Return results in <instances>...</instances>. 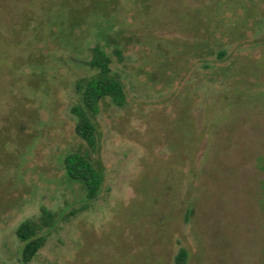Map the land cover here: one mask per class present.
I'll return each instance as SVG.
<instances>
[{
    "label": "rangeland",
    "instance_id": "374dc122",
    "mask_svg": "<svg viewBox=\"0 0 264 264\" xmlns=\"http://www.w3.org/2000/svg\"><path fill=\"white\" fill-rule=\"evenodd\" d=\"M96 45L126 102L100 103L90 149L70 109ZM72 151L102 170L95 200ZM42 207L58 218L29 264H174L180 247L264 264V0H0V264Z\"/></svg>",
    "mask_w": 264,
    "mask_h": 264
},
{
    "label": "trees",
    "instance_id": "16d2710c",
    "mask_svg": "<svg viewBox=\"0 0 264 264\" xmlns=\"http://www.w3.org/2000/svg\"><path fill=\"white\" fill-rule=\"evenodd\" d=\"M114 54L121 57V49L115 47ZM114 58L101 46L91 49V58L86 65L93 72L76 81V90L81 93L78 103L71 107V113L76 117L74 131L90 149H95L98 143L95 117L100 110V103L106 98L121 107L126 102L125 87L121 79L112 69ZM63 167L67 177L74 182H80L85 190L86 199L92 201L98 198L102 185L103 173L88 153L72 151L63 159ZM58 214L42 207L36 218L22 221L16 228V235L21 242L20 264H29L38 251L45 245L47 232L56 223ZM188 250L180 247L175 255L174 264H187Z\"/></svg>",
    "mask_w": 264,
    "mask_h": 264
}]
</instances>
